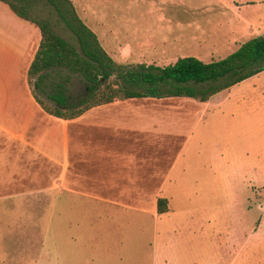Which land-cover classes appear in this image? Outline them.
<instances>
[{"label": "crops", "instance_id": "crops-1", "mask_svg": "<svg viewBox=\"0 0 264 264\" xmlns=\"http://www.w3.org/2000/svg\"><path fill=\"white\" fill-rule=\"evenodd\" d=\"M260 3L264 4V0L147 2L143 8L145 17L108 20L107 25L121 26L125 35L141 33L140 37L131 36L130 45L127 39H118L112 49H105L107 45L91 31L118 64L135 63L124 59L130 47L159 49L161 54L171 51L173 58L193 55L197 48H206L212 55L216 48H229L228 45L231 53L255 35L245 37L246 33L257 31L258 26L264 29L263 22L250 10ZM213 23L227 26L222 42L213 43L212 36L201 29ZM106 32L115 34L116 30L108 27ZM39 39L33 24L19 19L0 2L1 77L15 67L25 74L19 96L0 93V203H40L41 199H50L51 194L57 198L60 233L66 226H73L78 237L73 241L75 248L71 247L76 250L74 258L62 259L61 264H95L92 258L83 259L78 246L83 234L96 232L98 224L108 231L117 227L112 223L116 216H150L155 220L166 213L169 198L163 190L171 179L176 191L190 183L209 187L212 181L226 179L221 162L193 160L201 114L219 91L204 100L184 96L132 97L93 106L70 119L54 117L35 102L26 79ZM189 49L192 52L183 51ZM209 126V120H205L199 133L205 135ZM158 198L167 201L164 213L156 212ZM263 205L264 202L262 211ZM43 211L39 208L35 212ZM60 245L67 249L71 244L61 239ZM86 245L91 246L86 241L83 248L88 249Z\"/></svg>", "mask_w": 264, "mask_h": 264}, {"label": "rangeland", "instance_id": "rangeland-1", "mask_svg": "<svg viewBox=\"0 0 264 264\" xmlns=\"http://www.w3.org/2000/svg\"><path fill=\"white\" fill-rule=\"evenodd\" d=\"M70 1L77 16L95 31L100 43L107 45L105 49H112L118 39L129 43L131 36L140 37L141 33L125 35L121 26L107 25L108 20L145 17L144 4L157 0ZM250 10L264 27V4L253 5ZM32 14L46 19L57 35L76 47L73 36L45 0H32ZM108 27L116 30L115 34H108ZM201 29L212 36L213 43L222 42L228 33L227 26L214 23L204 24ZM262 33L264 29L258 26L245 37ZM228 46L216 48L212 55L206 48H197L190 57L203 63L218 60L229 53ZM171 54L130 47L124 59L165 66L177 59ZM0 78V93L19 96V84L25 78L22 70H6L2 77L0 72ZM66 86L72 97L82 92L77 75H72ZM22 90L25 95L24 87ZM37 93L45 101L44 94ZM201 116L193 160L221 162L226 179L212 181L209 187L182 185L179 191L171 179L163 190L169 198L166 213L155 220L150 216H116L112 223L117 227L108 231L98 224L96 232H85L81 238L78 251L83 259L92 258L95 264H264V211L260 208L264 202V71L214 94ZM205 120H209L210 130L203 135L199 132ZM25 201H14L13 206L11 201L0 203V264H61L62 259L74 258L77 232L73 226H66L60 233L58 199L51 194L50 199H41L40 203ZM39 208L45 211L36 213ZM61 239L71 244L70 248L63 249ZM86 241L91 244L90 248L86 245L88 249L83 248Z\"/></svg>", "mask_w": 264, "mask_h": 264}, {"label": "trees", "instance_id": "trees-1", "mask_svg": "<svg viewBox=\"0 0 264 264\" xmlns=\"http://www.w3.org/2000/svg\"><path fill=\"white\" fill-rule=\"evenodd\" d=\"M0 2L39 32L26 79L35 102L54 117L70 119L93 106L132 97L184 96L204 100L264 70V33L242 42L225 57L207 63L188 56L165 66L118 64L101 48L70 0H45V3L71 33L76 47L57 35L46 19L32 14V0ZM72 75L81 79L82 92L78 97L68 94L66 83ZM37 90L44 94L45 101ZM155 205L157 213L167 211L164 198H158Z\"/></svg>", "mask_w": 264, "mask_h": 264}]
</instances>
